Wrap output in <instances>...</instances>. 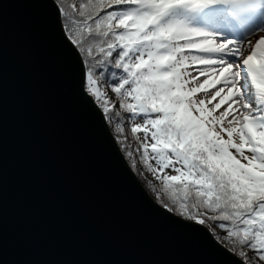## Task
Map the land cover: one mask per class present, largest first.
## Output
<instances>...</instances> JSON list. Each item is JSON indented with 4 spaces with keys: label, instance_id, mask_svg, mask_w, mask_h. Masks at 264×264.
Returning <instances> with one entry per match:
<instances>
[{
    "label": "snow or ice",
    "instance_id": "obj_1",
    "mask_svg": "<svg viewBox=\"0 0 264 264\" xmlns=\"http://www.w3.org/2000/svg\"><path fill=\"white\" fill-rule=\"evenodd\" d=\"M51 8L63 17L69 55H83L86 94L106 115L121 113L100 83L121 73L111 71V91L133 121L143 117L131 132L144 134L143 161L163 173L179 214L219 222L245 264L254 262L244 249L264 262V0H52Z\"/></svg>",
    "mask_w": 264,
    "mask_h": 264
},
{
    "label": "water",
    "instance_id": "obj_2",
    "mask_svg": "<svg viewBox=\"0 0 264 264\" xmlns=\"http://www.w3.org/2000/svg\"><path fill=\"white\" fill-rule=\"evenodd\" d=\"M51 6L0 0V264H245L150 196Z\"/></svg>",
    "mask_w": 264,
    "mask_h": 264
},
{
    "label": "trees",
    "instance_id": "obj_3",
    "mask_svg": "<svg viewBox=\"0 0 264 264\" xmlns=\"http://www.w3.org/2000/svg\"><path fill=\"white\" fill-rule=\"evenodd\" d=\"M61 23L63 22V17L60 16ZM65 35L66 30L63 29ZM79 52V50L77 49ZM81 60H83V55L80 54ZM85 67V65H83ZM111 71H116L117 76H119L121 73L119 70L111 69ZM111 71L106 73L105 78L101 81L100 87L102 90L106 93L108 99L115 104V111H119L121 115L119 117H116L114 113H110L108 115L104 114L103 108L101 106L102 102L97 101L94 97L89 95L93 103L97 105L100 110L102 111L105 120L110 128V131L112 132V135L120 148V151L122 152L124 158L126 159L128 165L133 170L134 173L138 176L139 181L144 186V188L148 191L151 197L154 198V200L165 207L167 205L168 207H165L169 210V208H172V212L176 215H179L183 218L184 216L179 214V209L176 205L173 204L172 200L169 199V193L164 190L163 184L159 179H157V175H163V173H153L151 169L144 163L143 161V149L140 147L142 141L140 138L139 133H137L135 136L131 132V128L133 126V119L131 118V115L127 112H123L119 109V101L114 93L111 91V86L118 83L117 80L110 79ZM86 85V77H85V83L84 87ZM86 91V87L84 88ZM197 99H201L200 96H197ZM136 119V118H135ZM118 125L122 126L123 131L122 133L118 130ZM149 163L151 164L150 160ZM152 166V164H151ZM153 167V166H152ZM154 168V167H153ZM210 215V214H209ZM186 219V218H185ZM219 222H213L211 220H206V223L204 226L208 228V230L214 235L215 239L220 242L224 247H226L228 250H230L232 253L240 257L243 261L244 258L238 255V252L240 250V246L238 244H233L231 241L227 240L226 232L218 227ZM244 251L247 252V258L249 261H253L254 264H264V262H260L255 257L254 252L248 249H244ZM245 262V261H244Z\"/></svg>",
    "mask_w": 264,
    "mask_h": 264
},
{
    "label": "rangeland",
    "instance_id": "obj_4",
    "mask_svg": "<svg viewBox=\"0 0 264 264\" xmlns=\"http://www.w3.org/2000/svg\"><path fill=\"white\" fill-rule=\"evenodd\" d=\"M255 39L256 38H254V41H255ZM85 88V87H84ZM85 90V89H84ZM86 92V91H85ZM197 96H200L201 98H204V99H206V103H207V98L202 94V93H198L197 94ZM215 103V101H213V104ZM209 107L211 106V105H208ZM223 107L224 106H222V108L220 109V110H217V114H218V112L219 111H221L222 109H223ZM133 123H135V124H143V117H136V119L134 120V122ZM139 135H140V138H141V141L143 142V139H144V134L142 133V132H140L139 133ZM226 138V137H225ZM150 162H151V164H152V166L155 168L156 167V164H155V161L154 160H150ZM165 172L167 173V174H175L173 171H172V169H166L165 170ZM136 174V173H135ZM137 176V175H136ZM138 177V176H137ZM153 198V197H152ZM154 199V198H153Z\"/></svg>",
    "mask_w": 264,
    "mask_h": 264
},
{
    "label": "bare ground",
    "instance_id": "obj_5",
    "mask_svg": "<svg viewBox=\"0 0 264 264\" xmlns=\"http://www.w3.org/2000/svg\"><path fill=\"white\" fill-rule=\"evenodd\" d=\"M258 35H259V34H258ZM258 35H257V36H252V37H250V39H252V40L254 41V38L257 39V38H258ZM256 39H255V40H256Z\"/></svg>",
    "mask_w": 264,
    "mask_h": 264
}]
</instances>
